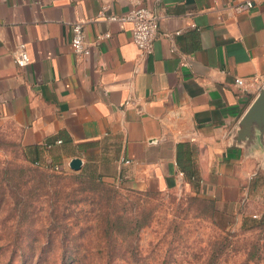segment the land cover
<instances>
[{
	"label": "crops",
	"instance_id": "0c3cea01",
	"mask_svg": "<svg viewBox=\"0 0 264 264\" xmlns=\"http://www.w3.org/2000/svg\"><path fill=\"white\" fill-rule=\"evenodd\" d=\"M133 1L159 18L146 58L130 23L99 17L103 6L125 16ZM133 1L0 0V129L18 130L43 166L79 159V171L109 184L181 187L220 217L236 216L264 196V150L233 141L264 88V0ZM248 1L250 10L235 11ZM77 22L89 44L110 34L87 57L70 46ZM20 43L24 67L10 56ZM237 78L259 82L239 88Z\"/></svg>",
	"mask_w": 264,
	"mask_h": 264
},
{
	"label": "rangeland",
	"instance_id": "374dc122",
	"mask_svg": "<svg viewBox=\"0 0 264 264\" xmlns=\"http://www.w3.org/2000/svg\"><path fill=\"white\" fill-rule=\"evenodd\" d=\"M88 176L32 165L0 129V264H264V196L224 218L181 187Z\"/></svg>",
	"mask_w": 264,
	"mask_h": 264
},
{
	"label": "built area",
	"instance_id": "2783aa9c",
	"mask_svg": "<svg viewBox=\"0 0 264 264\" xmlns=\"http://www.w3.org/2000/svg\"><path fill=\"white\" fill-rule=\"evenodd\" d=\"M132 3V8L125 16L117 17L106 15L108 8L107 6H103L99 12V17L105 18L110 22L124 21L130 23L132 27V41L140 51L141 57L146 58L153 52L154 42L159 32V18L152 9L142 7L138 1H133ZM252 7V2L248 1L236 7L235 11L241 13L250 10ZM109 37V33L99 35L93 44H89L85 38L83 23L77 22L71 27L70 46L77 58L87 57L90 54L91 46L97 45L101 40ZM10 56L13 63L18 67H24L30 63V57L26 44L24 43L15 46L10 51ZM183 66H188V63L183 62ZM258 82L257 78H251L248 81L237 78L235 80V85L239 88H244L258 84ZM125 163L128 164V162ZM52 169L56 171L59 170L58 167Z\"/></svg>",
	"mask_w": 264,
	"mask_h": 264
},
{
	"label": "water",
	"instance_id": "95a60500",
	"mask_svg": "<svg viewBox=\"0 0 264 264\" xmlns=\"http://www.w3.org/2000/svg\"><path fill=\"white\" fill-rule=\"evenodd\" d=\"M233 141L237 146L249 150L259 144L264 150V88H260L258 93L238 124V130L233 136ZM81 161L73 159L69 163L72 171L81 169Z\"/></svg>",
	"mask_w": 264,
	"mask_h": 264
},
{
	"label": "trees",
	"instance_id": "16d2710c",
	"mask_svg": "<svg viewBox=\"0 0 264 264\" xmlns=\"http://www.w3.org/2000/svg\"><path fill=\"white\" fill-rule=\"evenodd\" d=\"M26 151V158H27V160L29 161V163H31L32 165H35V166H40V167H42L43 165H41V164H38V162H37V160H35V159H32L30 156H29V153L27 152V150H25ZM44 168L45 169H50V170H53L52 168H50L49 166H44ZM182 174L183 175H187L186 177H187V179L188 180H190V176L192 175V173L191 172H189L188 170H186V169H183L182 168ZM88 178L90 179V180H93V181H95V182H97V183H102V184H109V183H107V182H104L101 178H97V177H94V176H88ZM210 204V203H209ZM211 206H212V204H210ZM262 222L264 223V214H263V216H262Z\"/></svg>",
	"mask_w": 264,
	"mask_h": 264
}]
</instances>
